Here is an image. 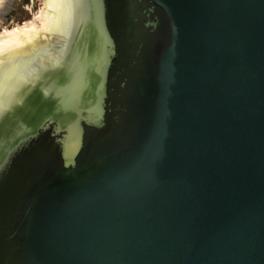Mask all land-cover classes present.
I'll use <instances>...</instances> for the list:
<instances>
[{"label": "water", "instance_id": "obj_1", "mask_svg": "<svg viewBox=\"0 0 264 264\" xmlns=\"http://www.w3.org/2000/svg\"><path fill=\"white\" fill-rule=\"evenodd\" d=\"M0 264H264V0H33L0 35Z\"/></svg>", "mask_w": 264, "mask_h": 264}, {"label": "rangeland", "instance_id": "obj_2", "mask_svg": "<svg viewBox=\"0 0 264 264\" xmlns=\"http://www.w3.org/2000/svg\"><path fill=\"white\" fill-rule=\"evenodd\" d=\"M33 18V0H0V35L28 24Z\"/></svg>", "mask_w": 264, "mask_h": 264}, {"label": "bare ground", "instance_id": "obj_3", "mask_svg": "<svg viewBox=\"0 0 264 264\" xmlns=\"http://www.w3.org/2000/svg\"><path fill=\"white\" fill-rule=\"evenodd\" d=\"M14 29H16V28H14ZM14 29H12V30H14ZM12 30H10V31H12ZM7 32H9V31H5L4 34L7 33Z\"/></svg>", "mask_w": 264, "mask_h": 264}]
</instances>
